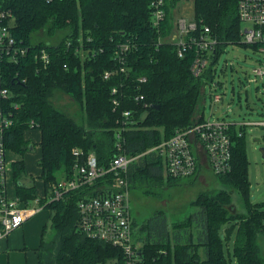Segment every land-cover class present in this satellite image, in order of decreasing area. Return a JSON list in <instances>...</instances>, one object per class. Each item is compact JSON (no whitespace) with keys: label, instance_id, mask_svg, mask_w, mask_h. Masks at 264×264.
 <instances>
[{"label":"trees","instance_id":"1","mask_svg":"<svg viewBox=\"0 0 264 264\" xmlns=\"http://www.w3.org/2000/svg\"><path fill=\"white\" fill-rule=\"evenodd\" d=\"M180 1H166L165 21L158 33L152 27L149 0H0V11L9 13L4 23L11 36L28 51L16 62L0 63L2 87L11 94L0 98V107L12 114L13 122L3 133L4 146L24 155L32 146L24 132H39V178L45 194L41 204L52 197L60 180L73 178L74 149L83 156L93 152L99 166L107 168L117 153L116 132L124 123L119 140L122 154L142 155L130 165L129 185L144 181L159 185L163 177L167 185L176 180L164 174V162L152 149L193 124V115L200 113L201 87L213 79L212 64L226 44L240 43L236 0H192L195 20L211 31L219 45L211 65L195 78L190 72L193 50L180 59L176 47L166 41L173 25L172 11ZM160 35L163 40L159 42ZM120 44L129 48L124 72L119 71L121 64L116 58ZM41 48L51 57L47 68H41L34 58ZM105 72L108 79L103 77ZM141 78L145 81L140 82ZM113 88L120 92L119 107L112 105ZM57 93L80 107V122L54 105ZM138 96L143 100L136 102ZM128 109L132 115L125 121L122 112ZM229 135L231 170L216 177L223 187L239 194L245 214L232 211L231 195L224 189L202 192L192 201L198 211L186 221L172 223L171 229L159 211L140 227V235L134 236L139 264H264L257 243L259 236L264 239V202L252 205L249 201L242 128L231 127ZM12 167L16 198L27 206L37 198L35 182L31 179L30 186L24 183L22 161ZM111 180L105 175L93 186L45 204L44 209L51 211L52 238L44 240L42 236L38 263L124 264L120 247L88 239L79 229L78 202L100 196V188L109 186Z\"/></svg>","mask_w":264,"mask_h":264},{"label":"built area","instance_id":"2","mask_svg":"<svg viewBox=\"0 0 264 264\" xmlns=\"http://www.w3.org/2000/svg\"><path fill=\"white\" fill-rule=\"evenodd\" d=\"M168 0H149L152 27L160 33L165 21V6ZM238 21L240 22V43L245 46L259 48L264 46V0H236ZM9 13L0 11V63L16 62L27 55V48L17 42L11 36L8 25L4 20ZM244 24V26H242ZM174 30L172 40L169 41L176 47L177 56L182 59L188 51L193 50V58L190 65V72L195 77H201L204 71L212 63V54L215 53L218 42L211 31L201 22L195 19L187 21L179 18L171 27ZM170 30V31H171ZM171 33V32H170ZM163 37L158 38L160 42ZM70 42L66 44L69 48ZM128 44H120L116 50V58L121 64L120 72L125 71L124 58L128 51ZM35 60L41 68L50 65L51 57L47 50L41 48L35 55ZM217 61V58L215 59ZM66 67V66H64ZM253 73L264 78V69L255 68ZM103 77L109 78V73L105 72ZM141 78L140 82H144ZM208 85L211 89L210 96L214 102L220 101V96L216 94L219 88L217 81H204L203 86ZM220 89V88H219ZM112 105L119 107L120 92L115 88L112 90ZM206 92V90H205ZM11 96L7 88L2 87L0 80V98L7 99ZM206 97V95H205ZM143 100V96H138L135 101ZM147 107L146 103H143ZM17 105L14 104L13 108ZM4 112L0 107V244L8 238V235L21 227L27 220L38 214L45 208V204L52 201H60L64 194L83 187L93 186L102 180L105 175L112 177L111 183L100 188V196L89 197L78 202L79 229L86 237L100 242L107 243L113 247H120L123 253L124 264H139L138 244L134 241L132 218L130 217L129 204V182L128 170L130 165L142 157L122 154V147L119 142L122 138V131L126 128V123L116 133L117 153L110 161L107 168L99 166L93 152L83 156L79 149H74L73 178L70 180H60L53 190V195L45 203L36 198L35 205H25L18 198L9 197L6 191L8 165L6 162V149L4 146L3 133L13 125L11 113ZM132 115L130 109L122 112V117L128 121ZM33 123L31 128H33ZM244 126L264 127L263 121L226 123L224 120H199L187 127L185 130L176 131L168 140H165L153 148L152 151L164 162V174L169 178H187L197 173L199 154L204 153L208 160L211 173L215 176L229 174L232 166V144L229 135L230 128H242ZM241 135V132H239ZM145 154V153H143Z\"/></svg>","mask_w":264,"mask_h":264},{"label":"rangeland","instance_id":"3","mask_svg":"<svg viewBox=\"0 0 264 264\" xmlns=\"http://www.w3.org/2000/svg\"><path fill=\"white\" fill-rule=\"evenodd\" d=\"M173 13V19L194 20L193 1L181 0L174 8ZM170 32L166 38L167 42L172 40V35L175 33L173 29ZM212 68L213 79L219 83L220 88L215 92L221 99L214 102L209 95L211 89L208 85H205L206 104L203 108V117L211 121L224 120L226 123L231 124H242L248 121L264 122V78L253 73L255 68L264 69V46L260 45L259 48H253L242 44H226L219 52L217 61L212 64ZM52 101L56 107L64 109L78 122L81 121L83 113L80 107L66 96L57 93ZM200 105H202L201 102ZM198 114L196 111L193 115L194 121L199 120ZM242 133H244L248 184L250 187L249 201L252 205H255L264 202V158H262L260 151L261 148L264 149V127L244 126L242 127ZM33 147L32 153H36L38 151L36 145ZM203 158L204 153L202 152L197 158L198 162L201 163V160H204ZM6 179L8 180V175ZM218 180L216 176L214 177L207 170H204L202 165L197 175L177 178L170 185L166 184V177H163L162 183L159 185H151L146 181L142 184L130 183L129 204L130 217L134 223V236H139L140 227L159 211L163 212L167 218L169 229H171L170 227L174 222L186 221L188 215L198 211L192 205V201L202 192L216 193L221 189L229 191L232 211L245 214V208L239 194L231 188L223 187ZM234 227L236 226L234 225ZM226 228L227 226L222 228V238L225 237ZM43 230L44 240L51 239L52 230L49 221ZM236 231L237 229H234L230 233L231 238L234 237ZM232 243L231 240L229 243L231 256ZM257 243L261 255L264 257V239L259 236Z\"/></svg>","mask_w":264,"mask_h":264},{"label":"crops","instance_id":"4","mask_svg":"<svg viewBox=\"0 0 264 264\" xmlns=\"http://www.w3.org/2000/svg\"><path fill=\"white\" fill-rule=\"evenodd\" d=\"M177 19L178 18L174 19L173 22H175ZM201 88H202V99H201L202 105H200V113L198 114V117H201L205 120H210L203 117V108L206 104L205 102L206 88L203 85ZM24 136L26 137L25 138L26 141H30L32 143V146H30L29 151L27 153L21 155L6 150L7 151L6 162L8 165V173H7L8 180L6 185L7 186L6 191L9 197L16 199L15 186L12 179V168H13L12 166L14 163L18 161H22L25 164V172L27 178V180L24 183L30 186L31 185L30 181L31 179H33V181L35 182L37 198L39 200H43L45 198V194L43 192L42 180L39 178L41 170L38 164L41 157V150L39 147L41 136L39 135V132L36 129H29V131H25ZM34 145H36V148L38 150L36 153H32L34 149L33 147ZM203 159L204 160H201V163L199 162L197 173L202 167V165L204 170H207L209 173H211L208 160L205 157ZM35 165H37V167H35ZM211 174L213 175V173ZM31 205H35L34 201L31 202ZM50 213L51 211L49 209L47 208L46 210L43 209L37 215H35L31 220H27L21 227H19L17 230L11 232L8 235V238H6L0 244V264H40L38 263L37 248L40 245L42 236H45L42 235L43 228L45 227L46 223L49 221Z\"/></svg>","mask_w":264,"mask_h":264},{"label":"water","instance_id":"5","mask_svg":"<svg viewBox=\"0 0 264 264\" xmlns=\"http://www.w3.org/2000/svg\"><path fill=\"white\" fill-rule=\"evenodd\" d=\"M260 151H261L262 158H264V149L261 148Z\"/></svg>","mask_w":264,"mask_h":264}]
</instances>
